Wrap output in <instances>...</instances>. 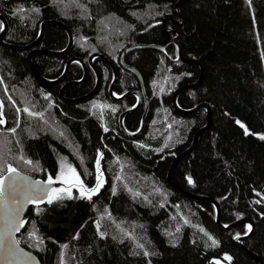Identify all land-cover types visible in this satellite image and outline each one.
<instances>
[{
	"label": "trees",
	"instance_id": "obj_1",
	"mask_svg": "<svg viewBox=\"0 0 264 264\" xmlns=\"http://www.w3.org/2000/svg\"><path fill=\"white\" fill-rule=\"evenodd\" d=\"M0 15L7 21L2 40L9 44L32 43L45 20L61 21L69 28L72 44L67 52H38L30 57L47 79L60 76L70 57L87 63L92 53L102 55L93 60L100 74L97 91L87 99L72 100L94 87L96 74L90 66L86 79L67 85L61 96L65 82L83 77L82 65L72 62L62 80L46 83L34 74L27 58L38 48H66L68 35L62 27L46 23L38 44L28 49H12L0 42V78L4 80L0 101L6 121L0 125V162L11 163L34 178L46 180L52 175L54 187L63 186L55 180L58 168L71 164L91 187L97 149L103 154L104 184L99 192L87 200L73 188L71 199L51 205L31 203L17 234L21 246L42 264H60V244L67 245L64 264H260L235 240L247 233L246 224L229 227L248 218L253 228L242 243L264 264V203H255L264 200V139L256 135L264 134V0H0ZM157 19L159 24L148 27ZM137 43L165 49L140 47L124 55V62L140 74L148 99L142 130L128 136L120 130L118 116L137 98L134 94L121 100L109 97L113 76L109 63L118 72L114 93L140 90L136 74L120 63L122 52ZM197 82L182 89L176 101L182 109L206 104L208 110L177 111L173 92ZM42 93L50 94L51 104ZM25 100L35 106L34 111L44 113L43 120L23 112ZM98 104L104 108L100 110ZM16 107L21 109L19 119ZM144 109L142 97L141 104L125 114L128 131L139 128ZM208 121L194 146L171 168ZM21 156L38 162V168L24 163ZM117 173L141 195L134 198L120 181L113 194ZM186 193L216 201L219 223L210 200ZM37 207L42 209L39 214ZM97 219L104 238L97 235L93 223ZM29 231L44 239L39 248ZM125 232L144 249L135 248ZM144 250L154 255L144 257ZM130 251L141 254L130 255Z\"/></svg>",
	"mask_w": 264,
	"mask_h": 264
},
{
	"label": "snow or ice",
	"instance_id": "obj_2",
	"mask_svg": "<svg viewBox=\"0 0 264 264\" xmlns=\"http://www.w3.org/2000/svg\"><path fill=\"white\" fill-rule=\"evenodd\" d=\"M23 11V9H21ZM33 12H39L38 8H33ZM15 15V13H13ZM159 15V14H157ZM139 18V17H138ZM160 21L154 20L152 24H149L148 27H153L154 24H159ZM4 27L3 24H0V29ZM129 27H131L129 25ZM82 39H85L82 37ZM4 84L3 78H0V85ZM5 95L7 96V89L5 88ZM44 98L48 101L49 104H51L50 100V94L42 93ZM113 95H118L117 93H113ZM119 95H123V93H119ZM8 100L12 102V105L16 106V101L13 100L11 96H7ZM26 106L23 108V112L28 114L32 117H39L40 119H44V113L43 112H37L34 111V105H28V102L22 101ZM96 102L93 103V107H96ZM135 107V105H133ZM4 104L3 101H0V125H4L6 123L4 112H3ZM21 109L19 107H16V113H17V119H19V113ZM112 111H115V108H112ZM47 123V121H45ZM238 124H240V121H237ZM241 127H244L243 124H241ZM8 132H14V128H8ZM104 131H108L107 128H104ZM139 131V129H137ZM63 135V133H60ZM245 134H248V129L245 128ZM256 135H259L261 139H264V134L257 133ZM133 143L137 144L140 147H147V145L140 144V142L134 141ZM164 146L162 145L161 148ZM161 148L154 149L156 152H160ZM102 153L99 149H97L96 153V160H95V172H96V178H95V184L89 187L85 181L82 179L81 174L78 173L77 169L73 167L71 164H63L60 168H58L55 176L56 181H60L62 185L61 187H53L54 178L52 175H49L46 180H32L28 176L21 175L17 168L13 167L11 163L7 162H0V209H3L4 207H7V220H6V227L8 229V235L10 239L7 243L3 241L2 238H0V248H2L8 256H16L17 254H24L23 249L19 248V240H17L15 237L11 236L12 231H19L18 225L23 226L26 222L23 218H21L18 213L20 209L23 207L24 203H32L36 206L41 205L42 203L46 202L47 204L51 205L54 201H59L65 197L71 199L73 198L72 189H77L79 193V198L91 200L92 197L99 192V190L102 188L104 184L103 179V173L101 170V158ZM20 159L24 161L26 164H32L34 168H38V162L36 164H33V162L24 156H21ZM66 159V158H65ZM6 169V170H5ZM116 181H120L123 185L124 189L127 190L132 194L134 198L139 197L141 195L139 190H134L133 188L129 187L127 183L124 181V177L121 173H117L116 176L113 178V188L112 192L113 194L117 191V184ZM188 182L192 183L191 178H188ZM5 184L7 185L8 195L5 196ZM154 191L159 192V188H155ZM253 191H256L253 189ZM257 195H260L259 192H257ZM145 200L148 198L145 196ZM255 203L260 204L264 203V200H256ZM95 207V206H94ZM37 213L39 214L42 209L37 207L36 209ZM110 215V214H109ZM262 216H264V213H261ZM181 219H184L181 217ZM96 230L97 235L101 238H104L106 235L105 232L100 230V221L97 219L96 221H93ZM184 223L187 224L189 221L187 219H184ZM83 225H81V228ZM199 227V226H197ZM248 230H251V225L245 226ZM177 231L180 230L179 225H177ZM200 231L204 232L205 230L200 227ZM208 235V238L212 240V243L215 244V239L210 235ZM246 234V233H245ZM29 237L33 238L36 241L35 247L39 248L43 243L44 239L41 236H38L36 231H29L28 233ZM79 233L77 232L76 236L73 237V239H76ZM125 236L129 237L130 239H133L134 247L139 249H144V244L142 243H136L135 238L132 236L131 233L125 232ZM51 239V238H49ZM113 239H116L114 236ZM60 264H64V253L63 249L67 247L66 244H60ZM130 255H139L140 252L136 251H130ZM144 257H148L149 255H154V253H150L147 250H144L142 252ZM26 255V254H24ZM226 259H231V257L227 256L225 254ZM149 264L151 262L149 261Z\"/></svg>",
	"mask_w": 264,
	"mask_h": 264
},
{
	"label": "water",
	"instance_id": "obj_3",
	"mask_svg": "<svg viewBox=\"0 0 264 264\" xmlns=\"http://www.w3.org/2000/svg\"><path fill=\"white\" fill-rule=\"evenodd\" d=\"M0 19L2 21V24L4 25V27L1 29V32H0V42H2L3 44H5L6 46L12 48V49H17V50H23V49H28V48H31V47H34L35 45L38 44L39 40H40V37L42 35V32H43V28H44V25L46 23H51V24H56V25H59L60 27H62L66 32H67V35H68V44H67V47L62 49V50H59V51H56V50H46V49H35V50H32L31 52H29L27 54V58L28 60L30 61V57L31 55L35 54V53H38V52H47V53H52V54H60V53H65L67 52L70 47H71V44H72V35H71V32L69 30V28L64 24L62 23L61 21H57V20H45L43 22H41L40 24V30H39V34H38V37L36 38V40H34L32 43L30 44H27V45H16V44H9V43H6V42H3L2 40V37H3V34H4V31L5 29L7 28V21L6 19L0 15ZM140 47H150V48H156V49H160V50H164L165 49V46H162V45H157V44H143V43H137V44H133L131 46H129L128 48H126L121 56H120V63L127 69L131 70L132 72H134L136 74V76L138 77L139 81H140V86H141V89L140 90H128L126 91L125 93H123V95H113L114 91H113V88H114V85H115V82L117 80V76H118V72L115 68V66L112 64V63H109L110 66H111V69H112V72H113V76H112V80H111V83L108 87V94H109V97L113 100H121L123 98H125L126 96L130 95V94H134L137 98L136 100V103L134 104L135 107H130V108H127L125 109L124 111H122L119 116H118V123H119V128L120 130L125 134V135H128V136H135L137 134L140 133V131L142 130L143 126H144V119L147 115V112H148V99L146 97V93H145V89H144V86H143V82H142V79H141V76L140 74L138 73V71L126 64L123 60L124 58V55L126 53H128L129 51L131 50H134L136 48H140ZM177 53H178V58H181L180 56V50H179V47L177 49ZM97 56H102L101 54L99 53H92L89 57H88V60H87V63H85L83 60H81L80 58H77V57H70L68 58V60L66 61L65 63V66H64V70L63 72L61 73L60 76H58L57 78H54V79H47L45 77H42L38 71L36 70L33 62L30 61V65H31V68L34 72V74L43 82H46V83H54V82H57L59 80H62L64 78V76L66 75V72L68 70V67L69 65L72 63V62H78L82 65L83 67V77L81 79H78V80H72V81H68V82H65L61 89H60V95L62 96V92L64 90V88L71 84V83H79V82H82L83 80L86 79L87 77V71H88V66H90L94 71H95V74H96V82H95V85L94 87L86 94H84L83 96H80V97H77V98H74L72 100H84V99H87L88 97H90L91 95H93L98 87H99V83H100V74L98 72V70L96 69V67H94L93 65V60L95 57ZM185 61L187 62H193V60H189V59H185L183 58ZM198 84L197 83H194V84H188V85H182L180 86L179 88H177L174 92H173V95H172V104L174 106V108L183 113V114H187V113H191L195 110H197L198 108L200 107H205L207 110H208V106L206 104H199L191 109H182L179 107L177 101H176V98H177V95L178 93L186 88V87H192V86H196ZM142 97H144L145 99V109H144V112L141 116V121H140V125H139V131H134V132H130L128 131L125 127H124V124H123V119H124V116L126 113L132 111L133 109H135L137 106H139L141 104V101H142ZM208 124H209V121L207 123L206 126H204L201 130H199L196 134H195V137H194V140L192 142V145L187 148L184 152L180 153L178 156L175 157V160L173 161L172 165H171V168L173 167V165L175 164V162L178 160V158L183 155L184 153H186L187 151H189L193 146L194 144L196 143L197 141V138L200 134L201 131H203L204 129H206L208 127ZM170 168V170H171ZM170 170H169V175H170ZM21 175H24V176H28L30 177L32 180H42V179H38V178H34L32 177L31 175L29 174H26L24 172H21V171H18ZM169 177V176H168ZM55 185V182L53 183V187ZM188 196L192 197V198H195V199H208L210 200L213 205H214V208H215V212H216V222L219 223V205L216 201L210 199V198H207V197H203V196H199V195H195V194H191V193H186ZM8 195V190H7V185L5 184V196ZM31 203H24L23 207L20 209L18 215L24 219L25 215H26V212H27V209L29 208V205ZM7 212H8V209L7 207H4L3 209H0V238L3 239V241L5 243L8 242V240L10 239L9 235H8V229L6 227V220H7ZM250 222V219L248 218H240L238 220H236L234 223H232L229 227H232L236 224H248V225H251V230H248L246 234L244 235H239V236H236L235 237V240L236 242H238L239 244H241L245 251L251 256L253 257L254 259H256L260 264H263L262 261L259 259V257L254 254L253 252L249 251L248 248L246 246L243 245L242 241L248 237L252 231V228H253V225L252 223H249ZM224 228H228L226 225H222ZM18 228H19V231H12L11 232V236L12 237H15L17 239V234L22 230L23 226H19L18 225ZM19 248L23 249V253L26 254H17L16 256L12 257V256H8L6 254V252L0 248V264H42L40 259L33 253L31 252L30 250L24 248L23 246H21L19 244Z\"/></svg>",
	"mask_w": 264,
	"mask_h": 264
},
{
	"label": "rangeland",
	"instance_id": "obj_4",
	"mask_svg": "<svg viewBox=\"0 0 264 264\" xmlns=\"http://www.w3.org/2000/svg\"><path fill=\"white\" fill-rule=\"evenodd\" d=\"M99 109L102 110L104 108L103 104H98ZM58 184L62 185L60 181H56ZM64 186V185H63ZM248 225V224H247Z\"/></svg>",
	"mask_w": 264,
	"mask_h": 264
}]
</instances>
